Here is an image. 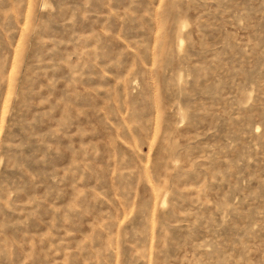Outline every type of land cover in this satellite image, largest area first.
Segmentation results:
<instances>
[{
	"label": "rangeland",
	"instance_id": "374dc122",
	"mask_svg": "<svg viewBox=\"0 0 264 264\" xmlns=\"http://www.w3.org/2000/svg\"><path fill=\"white\" fill-rule=\"evenodd\" d=\"M0 264H264V0H0Z\"/></svg>",
	"mask_w": 264,
	"mask_h": 264
}]
</instances>
